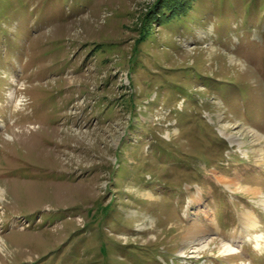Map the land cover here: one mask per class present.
<instances>
[{
    "label": "rangeland",
    "instance_id": "obj_1",
    "mask_svg": "<svg viewBox=\"0 0 264 264\" xmlns=\"http://www.w3.org/2000/svg\"><path fill=\"white\" fill-rule=\"evenodd\" d=\"M0 186V264H264V0H0Z\"/></svg>",
    "mask_w": 264,
    "mask_h": 264
},
{
    "label": "trees",
    "instance_id": "obj_2",
    "mask_svg": "<svg viewBox=\"0 0 264 264\" xmlns=\"http://www.w3.org/2000/svg\"><path fill=\"white\" fill-rule=\"evenodd\" d=\"M180 7H176L175 9H179ZM167 12L169 11V12H174V8H172V7H168L167 8V10H166ZM175 15V14H174Z\"/></svg>",
    "mask_w": 264,
    "mask_h": 264
},
{
    "label": "bare ground",
    "instance_id": "obj_3",
    "mask_svg": "<svg viewBox=\"0 0 264 264\" xmlns=\"http://www.w3.org/2000/svg\"><path fill=\"white\" fill-rule=\"evenodd\" d=\"M241 67V66H240ZM240 71H241V69H240ZM244 72V71H243ZM256 140V139H255ZM0 190H1V186H0ZM3 190H4V188H3ZM0 193L2 194L3 193V191H0ZM185 235V234H184ZM199 235V234H198ZM186 236H192V234H190V233H186V235H185V237ZM197 236V235H196Z\"/></svg>",
    "mask_w": 264,
    "mask_h": 264
},
{
    "label": "clouds",
    "instance_id": "obj_4",
    "mask_svg": "<svg viewBox=\"0 0 264 264\" xmlns=\"http://www.w3.org/2000/svg\"><path fill=\"white\" fill-rule=\"evenodd\" d=\"M0 191H2V190H0ZM0 199H2V197H0Z\"/></svg>",
    "mask_w": 264,
    "mask_h": 264
}]
</instances>
